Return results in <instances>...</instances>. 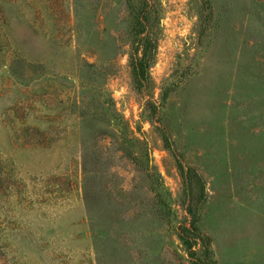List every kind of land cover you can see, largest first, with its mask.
I'll use <instances>...</instances> for the list:
<instances>
[{
  "label": "rangeland",
  "instance_id": "obj_1",
  "mask_svg": "<svg viewBox=\"0 0 264 264\" xmlns=\"http://www.w3.org/2000/svg\"><path fill=\"white\" fill-rule=\"evenodd\" d=\"M0 264H264V0H0Z\"/></svg>",
  "mask_w": 264,
  "mask_h": 264
},
{
  "label": "trees",
  "instance_id": "obj_2",
  "mask_svg": "<svg viewBox=\"0 0 264 264\" xmlns=\"http://www.w3.org/2000/svg\"><path fill=\"white\" fill-rule=\"evenodd\" d=\"M149 5V4H148ZM142 17V19L140 18ZM146 18L145 13H141L137 16L136 25V38L132 45V51L130 54V65L134 84L136 88L141 89L144 87L149 77V71L157 59L158 55V40L151 35V32L146 31L143 19ZM184 243L192 252V247L195 244L191 237L183 234ZM197 238L202 240V235Z\"/></svg>",
  "mask_w": 264,
  "mask_h": 264
}]
</instances>
